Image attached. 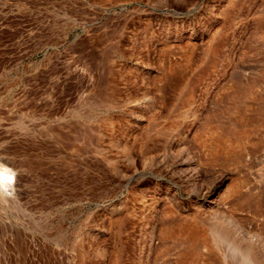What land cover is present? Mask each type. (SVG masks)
Wrapping results in <instances>:
<instances>
[{
	"label": "rangeland",
	"instance_id": "1",
	"mask_svg": "<svg viewBox=\"0 0 264 264\" xmlns=\"http://www.w3.org/2000/svg\"><path fill=\"white\" fill-rule=\"evenodd\" d=\"M0 156V264H264V0H0Z\"/></svg>",
	"mask_w": 264,
	"mask_h": 264
},
{
	"label": "bare ground",
	"instance_id": "2",
	"mask_svg": "<svg viewBox=\"0 0 264 264\" xmlns=\"http://www.w3.org/2000/svg\"><path fill=\"white\" fill-rule=\"evenodd\" d=\"M0 163H3L4 165H6L8 168H10L14 173L16 172V173H19V171H18V166L14 163V161H12V160H10V159H8V158H3V157H1L0 156ZM17 178H18V181H19V177L17 176ZM2 181V182H1ZM8 187H10L9 186V184H7L6 182H4L3 180H0V191H1V188H4V190L5 189H7ZM10 191L11 192H13V191H15V190H13V188L12 189H10ZM1 193V192H0ZM0 195H2V194H0ZM4 199H6L7 200V197H4Z\"/></svg>",
	"mask_w": 264,
	"mask_h": 264
},
{
	"label": "clouds",
	"instance_id": "3",
	"mask_svg": "<svg viewBox=\"0 0 264 264\" xmlns=\"http://www.w3.org/2000/svg\"><path fill=\"white\" fill-rule=\"evenodd\" d=\"M15 173L3 163H0V180H3L7 184H11L14 181Z\"/></svg>",
	"mask_w": 264,
	"mask_h": 264
}]
</instances>
